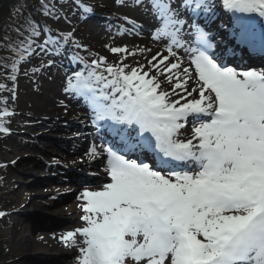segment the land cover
Returning <instances> with one entry per match:
<instances>
[{
  "label": "snow or ice",
  "instance_id": "snow-or-ice-1",
  "mask_svg": "<svg viewBox=\"0 0 264 264\" xmlns=\"http://www.w3.org/2000/svg\"><path fill=\"white\" fill-rule=\"evenodd\" d=\"M132 3L155 21L151 36L162 50L111 46L113 62L69 57L83 67L64 91L83 98L92 123L111 139L87 153L104 160L108 180L79 194L83 223L60 239L76 250L75 264H264V69L228 65L245 49L264 55V0ZM41 8L60 19L54 7ZM218 11L229 17L218 25L231 41L223 53L210 30ZM24 12L20 3L15 14L24 22L4 44L13 84L33 57L82 47L74 30L56 33ZM124 19L132 25L124 31L139 35L142 25ZM137 54L146 63L127 62ZM5 90L15 98V87L0 84ZM0 105V132L8 133L13 113L7 98ZM189 118L191 133L182 138Z\"/></svg>",
  "mask_w": 264,
  "mask_h": 264
},
{
  "label": "rangeland",
  "instance_id": "rangeland-1",
  "mask_svg": "<svg viewBox=\"0 0 264 264\" xmlns=\"http://www.w3.org/2000/svg\"><path fill=\"white\" fill-rule=\"evenodd\" d=\"M94 1L81 0L88 7H91L90 4H93ZM53 6L60 19L57 21L49 17L46 21L47 25L56 33L74 30V39L82 47L71 49L70 52H63L62 49V55L41 54L35 56L30 62L21 65L15 84L8 78L3 83L8 89L15 87L14 99L13 93L7 90L1 91L0 97L7 98V107L13 113L12 116L17 118V124L15 125L16 129L12 126L10 130L8 127L10 131L8 133L0 132V138L4 140V146L0 148V173L4 172V176L0 180V199L2 200L0 212L5 213L4 216H0V264H10L15 260L12 255L10 256V253L12 254L11 250L17 245L19 239L25 240L26 246L29 247L34 242V238L39 235L46 236L48 239L50 235H56L60 229H62V233H66L82 225L80 223L75 228H71L75 221L73 217L77 210V204L80 202L78 196L82 189L79 188L76 193L71 190L66 171L78 173L77 170L70 168L63 161L44 158L42 153L45 150L39 144L38 139L34 138L31 128L38 125L37 121L41 116L44 115L43 117L48 119L44 111L50 105L65 73L62 68L64 62L67 67L71 63L70 55L73 52L80 54L81 50L86 47L84 39L90 36L91 29L110 31L113 25L108 16H103L105 19L100 21L93 20L94 17L91 20L87 13L77 5L76 0H56ZM92 12L94 13V11ZM94 53L87 55L88 61L94 58ZM49 60L53 61L51 66H48ZM41 63L45 66L39 72L33 73L32 69L40 67ZM68 69L70 70V68ZM52 121L54 123L44 128L47 134L54 132L57 128L66 131L69 129L68 127L73 126L57 116ZM79 135V132L74 131L72 136L78 137ZM63 140L64 138L56 142L51 139L48 141V146L57 144L64 149ZM79 146L76 144L72 149L66 151L70 154L75 153ZM48 167H52V171H47ZM19 207H24V215L28 217L38 212L50 214L58 209L64 214L65 219L60 221L61 228L59 230H54L55 232L51 230L49 234L40 233L37 235L38 231L29 228L31 224L29 221H26L23 226L11 225L8 221H4L8 214ZM54 238L49 241L54 243ZM59 248L58 250L66 251L69 247L62 243ZM41 258H36L33 262L49 260L50 264H75V258L70 256L58 259Z\"/></svg>",
  "mask_w": 264,
  "mask_h": 264
},
{
  "label": "bare ground",
  "instance_id": "bare-ground-1",
  "mask_svg": "<svg viewBox=\"0 0 264 264\" xmlns=\"http://www.w3.org/2000/svg\"><path fill=\"white\" fill-rule=\"evenodd\" d=\"M216 3L218 4L219 0H216ZM90 6L92 11H94V14L92 12L88 14L94 17L93 20L100 21L105 19L103 16H108V19H111L110 21L113 26H111L110 31L90 30V36L84 39L86 47L82 49L79 54L80 56L85 57L86 60L87 55H91V53L95 52L94 54L106 57L109 62L115 61L118 57L110 52L109 48L111 46L127 45L129 49L136 46L140 48L147 47L151 48L153 53L157 50L163 49L162 44H158L152 40L151 32L154 30L153 24L155 21L142 8L135 6L132 3V0H124V3L122 4H118L116 0H95L93 4H90ZM220 12L223 15L224 22L227 24L229 22L228 15L222 11ZM124 17L135 20L137 24L142 25V31L139 35H135L134 33L130 34L129 32L124 31V29L132 28V25L127 23ZM212 26L213 25H211L210 30L213 34H215L216 30L212 28ZM221 36L222 34L215 38L218 53H223L225 50V45L223 44ZM229 42L231 43V41ZM181 55H184V53L181 52ZM144 56L150 58L151 53H145ZM235 58L236 57H229L228 60L236 63ZM134 60L139 61L140 63H146L145 58L139 54H137L134 59L129 57L127 62L134 63ZM68 66L67 67L70 68V70L66 67L64 62L62 68L65 73L61 78L56 93L53 95L50 105L45 108L44 113L47 114L48 119H45L43 115L37 121L38 125L30 128L31 132L34 134V138L38 139L39 144L45 150L42 153L44 158H54L56 161H63L70 168L77 170L78 173H74L70 170L66 171L69 176L68 183L70 188L76 193L79 188L82 189L81 192L85 188L96 189L100 187L102 183L106 182L108 177L104 172V160L102 158L90 159L87 154L93 144L101 145L105 143L103 140L95 138L96 136L94 133H96L97 129L92 123L90 109L82 97H76L64 91L67 83V77L70 76L72 72L79 71L83 65L78 62H72V64H69ZM163 87H167V85H164ZM56 116L62 118L65 122H68L73 126L68 127L69 129L66 131H62L60 128H57L54 132L48 134L45 133L46 131L44 128H46L49 124L54 123L52 120ZM189 120L190 122L188 126L186 125V127L182 129V138L189 136L191 133V118H189ZM85 130H90V132L87 135L82 136V134L87 132H85ZM74 131L79 132L80 135L78 137H73L72 135L74 134ZM101 136L109 138L110 135L105 129ZM63 138L64 143L62 144L65 146L64 149L59 147L57 144H50L48 146L49 140L53 139L57 142ZM76 144H79L80 146L75 153L70 154L66 151L67 149H72ZM52 169V167L46 168L47 171H52ZM81 203L82 201L80 200L77 204V210L75 211V215L73 217L75 221L72 223L71 228H75L80 223H83L80 220L82 211L79 205ZM60 211L57 209V211H53L50 214L38 212L33 213L32 216L28 217L24 215V207H19L18 209L13 210L11 214H8L4 221L6 220L9 224L15 226H23L26 221H29V223H31L29 228L34 231H38L36 233L37 235L40 233L49 234L51 230L56 231L61 228L60 221L65 219V217ZM63 234L62 229H60L56 235H50L48 239L46 236L39 235L29 247L26 246L25 240L19 239L17 245H15V247L11 250L12 254L10 253V256L12 255L15 260L10 264H50L49 260L33 262L36 258L42 259L41 257L58 259L70 256L75 258L77 253L73 248H67L66 251L58 250L63 243L60 239ZM53 237H55L54 243H51L49 240Z\"/></svg>",
  "mask_w": 264,
  "mask_h": 264
},
{
  "label": "trees",
  "instance_id": "trees-1",
  "mask_svg": "<svg viewBox=\"0 0 264 264\" xmlns=\"http://www.w3.org/2000/svg\"><path fill=\"white\" fill-rule=\"evenodd\" d=\"M42 2L47 4L49 7H54L53 5L56 0H0V84L4 83L8 74V70L3 67V64L5 61L10 63L12 59L11 53L4 47V44L7 42L5 38L7 37L15 40L17 36L14 29L22 25L24 22L23 17L18 18L17 14H15V8L20 3H23L25 6L24 15L34 17L38 22L44 23L49 17H44L42 14ZM16 124V117L10 116L6 118V125L9 128H12V126L15 128ZM3 141L4 140L0 138V148L4 146ZM3 173L4 172L0 173V180H2L1 178L4 176ZM1 206L2 200L0 199V210Z\"/></svg>",
  "mask_w": 264,
  "mask_h": 264
}]
</instances>
